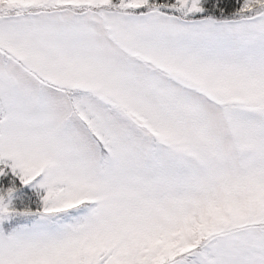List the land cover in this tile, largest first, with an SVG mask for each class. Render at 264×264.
Here are the masks:
<instances>
[{
    "label": "snow or ice",
    "instance_id": "obj_1",
    "mask_svg": "<svg viewBox=\"0 0 264 264\" xmlns=\"http://www.w3.org/2000/svg\"><path fill=\"white\" fill-rule=\"evenodd\" d=\"M0 264H264V0H0Z\"/></svg>",
    "mask_w": 264,
    "mask_h": 264
}]
</instances>
